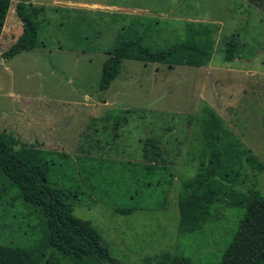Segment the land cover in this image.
<instances>
[{
  "label": "rangeland",
  "instance_id": "1",
  "mask_svg": "<svg viewBox=\"0 0 264 264\" xmlns=\"http://www.w3.org/2000/svg\"><path fill=\"white\" fill-rule=\"evenodd\" d=\"M19 1L43 7L36 46L3 58L21 32L15 14ZM131 16L164 25L160 36L151 34L159 43L173 41L185 21L215 25L209 62L191 67L124 59L118 75L99 90L105 53ZM232 34L238 54L224 62L220 50ZM205 104L239 147L263 164L260 172L244 167L234 189L246 195L253 186L264 196V5L249 0H9L0 33V131L26 145L66 154L54 160L51 175L65 187L76 156L144 161L141 152L148 139L165 151L162 158L172 182L167 191H146L137 201L142 208L115 214L96 201L72 210L97 230L113 259L149 264L169 253L184 255L191 264L218 263L243 206L222 201L211 208L199 232L177 231V192L180 180L195 167L187 162L188 152L197 145V122ZM118 203L134 200L126 196ZM24 211L0 196V243H30L34 220Z\"/></svg>",
  "mask_w": 264,
  "mask_h": 264
},
{
  "label": "trees",
  "instance_id": "2",
  "mask_svg": "<svg viewBox=\"0 0 264 264\" xmlns=\"http://www.w3.org/2000/svg\"><path fill=\"white\" fill-rule=\"evenodd\" d=\"M249 1L264 5V0ZM8 5L9 0H0V33ZM42 11V6L23 1L15 4L21 32L2 52L3 58L36 46ZM131 17L118 28L105 53L99 90H105L118 75L124 59L191 67L209 62L215 25L185 21L173 41L159 43L151 34L160 36L164 25L148 17ZM234 37L232 34L220 50L224 62H231L238 54L239 45ZM197 124V145L191 147L187 160L195 162V167L190 176L180 180L177 192L178 234L199 232L208 221L211 208L216 209L222 201L227 206H243L217 264H264V196L253 186L246 195L234 189L244 167L260 172L263 164L239 147V140L206 104L201 107ZM164 153L157 141L148 139L141 152L144 161L76 156L68 168L69 185L65 187L52 181L51 175L54 160L65 158L66 154L26 145L12 133L0 131V196L4 194L10 204H19L25 217L34 220L29 244L0 243V264H124L110 256L91 223L73 216L72 210L96 201L106 203L115 214H130L142 208L137 201L146 191H167L172 182L173 174L162 158ZM126 196L134 203L122 206L118 201ZM154 261L149 264H191L184 255L169 253H162Z\"/></svg>",
  "mask_w": 264,
  "mask_h": 264
}]
</instances>
